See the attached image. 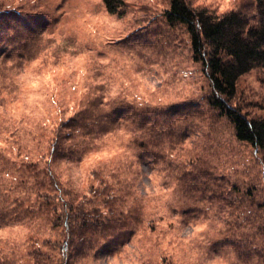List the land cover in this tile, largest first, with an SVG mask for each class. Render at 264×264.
Instances as JSON below:
<instances>
[{
    "label": "rangeland",
    "instance_id": "rangeland-1",
    "mask_svg": "<svg viewBox=\"0 0 264 264\" xmlns=\"http://www.w3.org/2000/svg\"><path fill=\"white\" fill-rule=\"evenodd\" d=\"M188 1L258 19L256 0ZM168 8L0 0V264H65L67 202L108 220L71 264H264V151L210 104ZM232 105L264 117V68Z\"/></svg>",
    "mask_w": 264,
    "mask_h": 264
},
{
    "label": "trees",
    "instance_id": "trees-1",
    "mask_svg": "<svg viewBox=\"0 0 264 264\" xmlns=\"http://www.w3.org/2000/svg\"><path fill=\"white\" fill-rule=\"evenodd\" d=\"M103 1L109 13L125 14V0ZM168 2L167 21L186 27L194 59L201 62L211 83L210 104L232 122L239 141L264 151V117L250 118L232 105L239 78L257 66L264 68V0H256V23H251L249 17L238 10L218 14L207 7H194L188 0ZM3 26H8L5 21L0 22V29ZM38 167L35 164L32 169L39 171ZM59 189L60 198L64 199ZM43 203L54 205L55 210L58 207L49 195H44ZM65 205L66 238L62 254L65 264H71L79 253L86 254L95 248L94 236L108 230V220L98 223L94 212H86L83 206L75 207L70 202Z\"/></svg>",
    "mask_w": 264,
    "mask_h": 264
}]
</instances>
